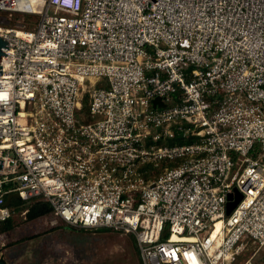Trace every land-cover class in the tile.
Listing matches in <instances>:
<instances>
[{"label": "built area", "instance_id": "built-area-1", "mask_svg": "<svg viewBox=\"0 0 264 264\" xmlns=\"http://www.w3.org/2000/svg\"><path fill=\"white\" fill-rule=\"evenodd\" d=\"M0 37V222L45 201L141 264L264 246V0H0Z\"/></svg>", "mask_w": 264, "mask_h": 264}, {"label": "rangeland", "instance_id": "rangeland-1", "mask_svg": "<svg viewBox=\"0 0 264 264\" xmlns=\"http://www.w3.org/2000/svg\"><path fill=\"white\" fill-rule=\"evenodd\" d=\"M38 15L16 14L9 26L32 28ZM20 20V21H18ZM86 108V102L82 103ZM76 120L92 123L86 112L75 109ZM9 206L14 227L0 234V258L5 264H141L135 238L111 229L82 230L53 222L51 214L27 220L25 207ZM64 224V223H63ZM231 264H264V246L248 244Z\"/></svg>", "mask_w": 264, "mask_h": 264}, {"label": "trees", "instance_id": "trees-1", "mask_svg": "<svg viewBox=\"0 0 264 264\" xmlns=\"http://www.w3.org/2000/svg\"><path fill=\"white\" fill-rule=\"evenodd\" d=\"M13 204L18 205V204H21V202L14 201ZM24 209H26L25 217L27 220H32L40 216L50 214L51 212L50 205L47 202L41 201V200H36V201L31 202ZM13 227L14 225L11 222V217L7 218L4 221H1L0 222V234L12 229Z\"/></svg>", "mask_w": 264, "mask_h": 264}, {"label": "water", "instance_id": "water-1", "mask_svg": "<svg viewBox=\"0 0 264 264\" xmlns=\"http://www.w3.org/2000/svg\"><path fill=\"white\" fill-rule=\"evenodd\" d=\"M7 46H8L7 42H5L0 37V58H1L2 55L5 56L4 51H5V49H7ZM2 75H3V72H2V64H0V80L2 78ZM2 164H3V160H0V170L2 168ZM11 197L17 198L18 197V194L17 193H13L10 196H8L7 199H6V202H5V205L6 206L10 205V199H11ZM228 199H229V201L226 204V214H229L230 211L235 207V205L237 204V202L241 199V194L239 192H236V196H235V198L233 200H231L232 199V195L229 194L228 195ZM0 264H5V261L2 260L1 258H0Z\"/></svg>", "mask_w": 264, "mask_h": 264}, {"label": "crops", "instance_id": "crops-1", "mask_svg": "<svg viewBox=\"0 0 264 264\" xmlns=\"http://www.w3.org/2000/svg\"><path fill=\"white\" fill-rule=\"evenodd\" d=\"M14 201H15V200H13V202H14ZM13 202H12V204H13ZM15 202H16V201H15ZM60 225L64 226V225H67V224L59 223L58 226H60ZM67 226H69V225H67ZM69 227H71V226H69Z\"/></svg>", "mask_w": 264, "mask_h": 264}, {"label": "bare ground", "instance_id": "bare-ground-1", "mask_svg": "<svg viewBox=\"0 0 264 264\" xmlns=\"http://www.w3.org/2000/svg\"><path fill=\"white\" fill-rule=\"evenodd\" d=\"M217 226H218V223H217Z\"/></svg>", "mask_w": 264, "mask_h": 264}]
</instances>
